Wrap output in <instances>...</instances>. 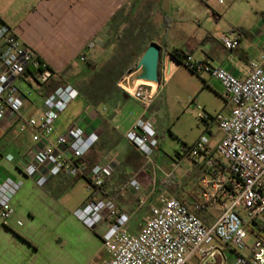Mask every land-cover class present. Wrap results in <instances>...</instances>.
I'll return each mask as SVG.
<instances>
[{"label":"built area","instance_id":"2783aa9c","mask_svg":"<svg viewBox=\"0 0 264 264\" xmlns=\"http://www.w3.org/2000/svg\"><path fill=\"white\" fill-rule=\"evenodd\" d=\"M220 18L217 15V19ZM242 37L243 31L233 28L223 32L220 40L227 49L235 50ZM170 55L173 56L162 51L157 87L144 80L131 84L132 73L120 81L121 87L144 107V113L125 137L143 156L144 166L153 167L154 174L158 132L145 113L168 77ZM184 56L180 64L197 75L217 78L223 86L224 109L216 114L200 110L198 117L204 123L202 132L191 145L184 143L182 150L177 152L180 161L204 157L213 175L203 179L202 199L193 206L178 197L161 194L159 204L152 206L141 230L132 233L129 228L131 214L121 211L115 196L107 191V180L114 164H97L86 172L85 156L97 143L94 133L79 120L62 131L57 129L61 116L77 97L76 86L68 82L58 86L45 96L41 113L25 116L28 95L22 84L41 86L52 79L60 80L62 76L0 17V121L21 120L19 131L31 130L35 143L33 157L18 159L17 168L27 176L37 177L40 185L45 184L49 176L61 173L87 176L89 197L76 209L75 215L88 226H96L104 220L110 222L103 236V248L110 257L101 262L92 258L85 264H195L196 259L197 264H207L217 259L225 248L237 254L235 264H264V239L257 236L249 244L250 231L245 225L246 220H264V54L250 61L245 76L197 58L190 51ZM82 60H86V55H82ZM215 126L223 135L212 147ZM8 159L12 160L13 155ZM141 170L120 192L130 187L140 190ZM21 185V180L12 177L0 179V221L12 215V199ZM152 192L154 189L149 194ZM146 200H141L142 204ZM208 206H218L221 210L211 224L198 214Z\"/></svg>","mask_w":264,"mask_h":264},{"label":"crops","instance_id":"0c3cea01","mask_svg":"<svg viewBox=\"0 0 264 264\" xmlns=\"http://www.w3.org/2000/svg\"><path fill=\"white\" fill-rule=\"evenodd\" d=\"M140 1L0 0V17L16 30L25 44L38 52L53 69L58 70L63 79V72L85 68L79 62H85L94 55L100 44H104V53L111 52L116 41L115 33L109 27L110 21L118 13L125 17L126 9ZM160 3L162 6L161 0ZM193 18L198 20L200 31L182 30L179 33L180 39L176 41L169 38L170 31L164 38L160 32L162 41L153 39L151 43L156 42L162 46L163 51L179 48L182 61L185 52L190 51L195 57L227 67L240 76L247 74L250 61L259 59L264 54V15L263 20L241 29L243 37L235 50L227 49L220 40V35L226 31L205 25L195 15ZM215 19L218 20L217 14ZM82 55H86V60H82ZM175 61L176 64H170L172 72L167 79L184 66L177 58ZM139 62L134 68H137ZM145 74V67L137 68L132 73L131 84L143 81ZM202 76L204 85L209 84V78L221 84L215 77ZM67 82L72 83L70 80ZM36 88L41 97L33 99L28 96L25 116L36 115L43 110L45 85ZM119 91L116 97L106 103H92L81 97L79 113L75 112L71 117L63 114L57 129L62 131L71 122L79 120L88 131L94 133L97 143L85 156L86 172L89 173L97 164H114L113 173L107 180V191L115 196V202L121 211L131 214L130 231L138 233L151 210L143 206L141 200L138 202L135 195H128V188L120 190L141 169V163L144 162L141 153L125 137L126 132L144 113V107L126 91ZM161 95L162 91L145 113L157 132L160 117L153 107ZM163 107H168L167 100ZM20 122L19 119L0 121V179L12 177L22 181L12 199V215L6 221H0V264H21L17 252L29 254L35 264H85L92 258L100 262L108 259L110 254L103 248V236L110 222L104 220L96 226H88L74 214L88 199L87 194L80 192L78 180L84 178L88 184V177H73L61 173L49 176L48 181L40 185L37 177L21 172L17 168V161L20 158H32L35 143L31 130H16V125ZM219 139L214 135L211 146L215 147ZM10 154L13 155L12 160L8 159ZM195 163L200 170V188L195 191L185 190L179 198L190 206L202 199L203 179L213 175V170L206 165L204 157L195 159ZM141 173L142 170L139 176ZM220 212L218 206H208L200 209L198 214L206 223L211 224ZM236 258L237 254L232 249L225 248L217 259L207 264H235ZM194 263H198L197 259Z\"/></svg>","mask_w":264,"mask_h":264},{"label":"rangeland","instance_id":"374dc122","mask_svg":"<svg viewBox=\"0 0 264 264\" xmlns=\"http://www.w3.org/2000/svg\"><path fill=\"white\" fill-rule=\"evenodd\" d=\"M161 2L162 6L160 0H141L128 7L125 11L129 16L128 20L120 27L121 40L113 46L111 52L104 53L105 47L102 43L96 48L94 55L85 62H79L85 68L69 71L70 81L76 86L78 93L64 116L71 117L73 114L75 115V112L79 113L81 97L87 100L88 97L92 98L93 89L103 85L104 82H109L113 88L114 93L109 95V101L112 100L111 97H116L119 94V90H124L120 81L125 75L133 73L137 69L134 66L143 55L136 57L134 55L139 39L132 36V31L138 27L139 35L140 29H142L147 35H154V39L158 41H162L160 32L164 38L170 31L169 38L176 41L180 39L179 33L182 30H201L198 20L193 18L194 15L205 25L215 26L221 31H229L233 28L243 29L244 26L251 27L259 20H263L264 15V0H223V2L219 0H161ZM163 11L166 16L163 15ZM215 14L220 15L221 18L216 20ZM163 16L164 18H162ZM158 18L160 19L158 20ZM90 60L101 63L96 72L86 68ZM119 61L129 66V73H124L121 77V71L115 69V64H118ZM161 66L160 64V74ZM203 77L193 73L184 65L171 78L163 80L162 95L158 97L153 107V110L159 112L158 116L160 117L159 145L155 152L156 173L154 174L151 165L144 166L145 160L142 156L144 161L140 167L142 173L138 176L140 190L136 191L131 187L126 190L128 195H135L138 202L147 198L143 206H147L148 210H151L153 205L159 204L158 198L161 194L181 198L185 190L195 191L200 188V170L195 163V158L180 161L177 152L182 150L184 143L191 145L202 132L204 123L198 117L200 110L216 114L225 107L221 84L215 79L209 78V84L204 85ZM22 86L30 98L39 99L41 97L36 85L23 83ZM165 99L168 107L164 109ZM124 115L126 116V113ZM64 116L62 115L61 118ZM18 126L16 125V130H19ZM213 131L217 138L223 135L217 126L213 128ZM78 182L80 192L87 194L88 198L86 180L81 178ZM152 189L154 192L149 194ZM242 213L244 214L243 208ZM256 238L255 233L249 232V244H252ZM23 253L25 252L16 253L21 264H35L29 254L23 255Z\"/></svg>","mask_w":264,"mask_h":264},{"label":"trees","instance_id":"16d2710c","mask_svg":"<svg viewBox=\"0 0 264 264\" xmlns=\"http://www.w3.org/2000/svg\"><path fill=\"white\" fill-rule=\"evenodd\" d=\"M128 13H131V12H128ZM128 17H129L128 15L123 17L121 15V13H118L112 18V20L109 23V27L115 33L114 38H115L116 43H119L121 40L120 27L123 23H125L128 20ZM140 30H141L140 35L138 34L139 33L138 32L139 27L137 29H135L134 31H132V36L137 37L139 39L138 48L134 52L135 57L143 54L147 45L150 44L154 39V35H147L145 30L144 31L142 29H140ZM167 51L169 53H171L175 58L182 61L179 48H173V49L167 50ZM98 65L100 66L101 64L100 63L98 64L95 60H90L88 62L87 67L89 70L96 72ZM115 69L121 71V73H120V77H121L126 71H128L129 66L125 65L122 61H119L118 64H115ZM63 73H64L63 79H60V80H53L52 79V80L46 81L44 83L46 95L50 94L58 86L66 83L67 81H69L71 79L70 74L67 73V71L63 72ZM112 90H113V88H111V85L109 84V82H107V83L104 82L103 85H100L96 89H93V93H91L92 98L88 97V99L91 100L93 103H103V102L109 101L108 100L109 95L114 93ZM111 98H113V97H111ZM245 225L250 232H253L258 237H261L262 239H264V221H262V220H253V221L246 220Z\"/></svg>","mask_w":264,"mask_h":264},{"label":"water","instance_id":"95a60500","mask_svg":"<svg viewBox=\"0 0 264 264\" xmlns=\"http://www.w3.org/2000/svg\"><path fill=\"white\" fill-rule=\"evenodd\" d=\"M162 55V46L156 42L151 43L149 48L142 55L139 66L146 68L144 79L151 81H160V61Z\"/></svg>","mask_w":264,"mask_h":264},{"label":"bare ground","instance_id":"6f19581e","mask_svg":"<svg viewBox=\"0 0 264 264\" xmlns=\"http://www.w3.org/2000/svg\"><path fill=\"white\" fill-rule=\"evenodd\" d=\"M176 64V61H175V59H174V57L173 56H169L168 57V59H167V64H168V75H170L171 74V70H172V68L170 67V64ZM144 81H148V82H152L153 84H154V86L155 87H157V81H151V80H147V79H143ZM141 81V80H140ZM139 81V82H140Z\"/></svg>","mask_w":264,"mask_h":264}]
</instances>
